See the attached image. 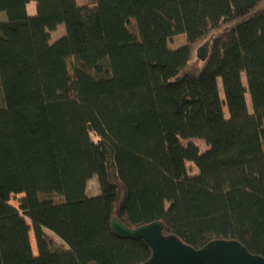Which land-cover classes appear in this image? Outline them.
I'll use <instances>...</instances> for the list:
<instances>
[{"label": "trees", "instance_id": "obj_1", "mask_svg": "<svg viewBox=\"0 0 264 264\" xmlns=\"http://www.w3.org/2000/svg\"><path fill=\"white\" fill-rule=\"evenodd\" d=\"M0 13V264L148 261L112 218L264 258V0H0ZM94 176L108 213L86 193Z\"/></svg>", "mask_w": 264, "mask_h": 264}, {"label": "water", "instance_id": "obj_2", "mask_svg": "<svg viewBox=\"0 0 264 264\" xmlns=\"http://www.w3.org/2000/svg\"><path fill=\"white\" fill-rule=\"evenodd\" d=\"M206 54L205 50L197 51L201 60ZM110 228L119 238L142 240L150 247L151 256L142 264H264V258L248 253L233 240H214L201 249H194L175 236L163 235L162 224L158 221L128 229L117 218H112Z\"/></svg>", "mask_w": 264, "mask_h": 264}, {"label": "rangeland", "instance_id": "obj_3", "mask_svg": "<svg viewBox=\"0 0 264 264\" xmlns=\"http://www.w3.org/2000/svg\"><path fill=\"white\" fill-rule=\"evenodd\" d=\"M77 3L79 6L92 7L93 0H77ZM4 20H5V14L0 13V21H4ZM64 34H65L64 25L57 26L56 30H54L50 34V43L55 42L56 40L61 38ZM185 44H186V38L184 35L174 36V37L170 38L167 42L168 47L172 50H175V49H177V48H179ZM243 81H244V79H243ZM219 94H220V97L223 96L221 88H219ZM246 101H247L248 109L250 110L251 105H250L249 97L247 95H246ZM181 143L183 145H186L188 143H193L195 146L198 147L200 152H204L207 149L205 143L202 140H198V139H191V140H187V141H182ZM186 167L188 170V174H191V175L195 174L196 170H195L193 164L186 163ZM86 193L88 196L95 198L100 202L105 213L109 212V210L111 209V205H112V199L109 197L108 198H101L100 197L99 190H98V184H97V180H96L95 176L88 181V183L86 185ZM22 197H23L22 194L11 195L10 200H9V204L15 208H18L19 207V201ZM51 198H53L56 201L59 200L58 197H56V196H51ZM27 223L29 224L28 221H27ZM45 234L53 242V244L55 246L63 247L62 242L55 235H53L51 232L45 231ZM30 242H31L32 252L34 255H36V246H35V241H34L32 231H30Z\"/></svg>", "mask_w": 264, "mask_h": 264}, {"label": "crops", "instance_id": "obj_4", "mask_svg": "<svg viewBox=\"0 0 264 264\" xmlns=\"http://www.w3.org/2000/svg\"><path fill=\"white\" fill-rule=\"evenodd\" d=\"M26 11L29 16H33L35 14V2H30L26 6Z\"/></svg>", "mask_w": 264, "mask_h": 264}]
</instances>
